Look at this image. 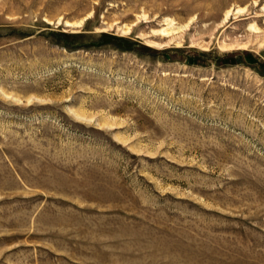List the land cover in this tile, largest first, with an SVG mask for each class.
I'll return each instance as SVG.
<instances>
[{"label":"rangeland","instance_id":"obj_1","mask_svg":"<svg viewBox=\"0 0 264 264\" xmlns=\"http://www.w3.org/2000/svg\"><path fill=\"white\" fill-rule=\"evenodd\" d=\"M0 264H264V0H0Z\"/></svg>","mask_w":264,"mask_h":264},{"label":"bare ground","instance_id":"obj_2","mask_svg":"<svg viewBox=\"0 0 264 264\" xmlns=\"http://www.w3.org/2000/svg\"><path fill=\"white\" fill-rule=\"evenodd\" d=\"M243 10L241 9H237L236 11L235 10H229L226 12V15H225V18H224V21H226L230 16L232 15H238V14H241ZM167 22V21H166ZM171 22H168V25H169V29L167 28H164V29H160L159 31H153V34L157 35V36H167L169 35L167 32L168 30H174L175 28H173L172 25H170ZM81 25V22L79 23H75V24H70L68 22H65L64 26L69 28V27H78ZM250 29L253 30V31H256V27L254 25L250 26ZM3 95V94H2ZM6 97V96H5Z\"/></svg>","mask_w":264,"mask_h":264}]
</instances>
